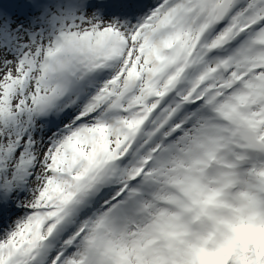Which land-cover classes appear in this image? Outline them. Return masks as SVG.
<instances>
[{"label":"snow or ice","instance_id":"6c2138e0","mask_svg":"<svg viewBox=\"0 0 264 264\" xmlns=\"http://www.w3.org/2000/svg\"><path fill=\"white\" fill-rule=\"evenodd\" d=\"M258 178L264 0H0V264H264L182 235Z\"/></svg>","mask_w":264,"mask_h":264},{"label":"clouds","instance_id":"9594fccd","mask_svg":"<svg viewBox=\"0 0 264 264\" xmlns=\"http://www.w3.org/2000/svg\"><path fill=\"white\" fill-rule=\"evenodd\" d=\"M264 179V178H258ZM253 193L247 188L226 192L205 185L191 205H186L194 227L183 229L197 259L211 261L240 237L264 233V210L253 206Z\"/></svg>","mask_w":264,"mask_h":264},{"label":"rangeland","instance_id":"374dc122","mask_svg":"<svg viewBox=\"0 0 264 264\" xmlns=\"http://www.w3.org/2000/svg\"><path fill=\"white\" fill-rule=\"evenodd\" d=\"M21 214H22V211H21Z\"/></svg>","mask_w":264,"mask_h":264}]
</instances>
